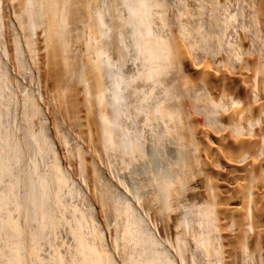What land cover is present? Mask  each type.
<instances>
[{
	"label": "bare ground",
	"instance_id": "bare-ground-1",
	"mask_svg": "<svg viewBox=\"0 0 264 264\" xmlns=\"http://www.w3.org/2000/svg\"><path fill=\"white\" fill-rule=\"evenodd\" d=\"M0 264H264V0H0Z\"/></svg>",
	"mask_w": 264,
	"mask_h": 264
},
{
	"label": "rangeland",
	"instance_id": "rangeland-1",
	"mask_svg": "<svg viewBox=\"0 0 264 264\" xmlns=\"http://www.w3.org/2000/svg\"><path fill=\"white\" fill-rule=\"evenodd\" d=\"M29 72H31V70L29 69V65L26 63V69L24 70V71H22V72H20V74H19V77H20V82H21V86H22V92H27V91H35L36 92V89H35V82L33 83V82H31L30 80H29ZM33 83V84H32ZM54 86H51L50 85V87L48 88L49 90L45 93V95L43 96V102L45 103V106H48L49 107V109L50 110H54L55 109V107L57 108L58 107V94H59V85H58V83H55V84H53ZM57 90V91H56ZM56 91V92H55ZM34 92V93H35ZM49 93L51 94V95H49ZM49 98V99H47L46 100V98ZM57 97V98H56ZM52 98H54V99H52ZM50 102H49V101ZM55 100V102L53 103V101ZM48 103H49V105H48ZM53 104V105H52ZM47 108V107H46ZM54 108V109H53ZM61 112V111H60ZM80 116H77V118L76 119H72V118H69V117H67V116H65L64 115V113L63 112H61L60 113V117L62 118V120H61V123L63 124L62 126H66V131H68L69 133H68V136L70 137H68L69 139H71V140H69L68 139V141H70L69 142V144H71V146H81V145H83V146H81L83 149H84V152H86V155H88V156H86L85 155V157L87 158V160L89 161V162H92L93 163V165L95 164V167L96 168H100V166H101V160H100V157H99V153H98V150L97 149H95V151L96 152H93L94 151V149H92L91 151L94 153L93 154V156H95V157H93L92 156V152L90 153V152H88L89 150H88V146L87 145H89V144H87L89 141V139L87 140V138H89V137H87V133H88V127H85L86 126V120L84 119L85 118V116H84V114H82V113H80L79 114ZM78 126V127H77ZM64 127H62V129H65ZM75 127V128H74ZM78 128V129H77ZM82 128V129H81ZM85 132H87V133H85ZM76 133V134H75ZM71 134V135H70ZM75 134V135H74ZM88 135H89V133H88ZM91 135V134H90ZM89 135V136H90ZM82 137H84V138H82ZM91 137V136H90ZM75 138H77V139H75ZM74 139V140H73ZM86 140V141H85ZM87 142V143H86ZM77 143V144H76ZM80 143V144H79ZM83 143V144H82ZM87 145H86V144ZM74 144V145H73ZM88 150V151H87ZM89 153H90V156H89ZM97 154V155H96ZM93 159H92V158ZM97 157V158H96ZM117 157V156H116ZM116 157L114 156L113 157V159H112V157H111V159H110V164H109V166L111 167V168H109V166H108V169H109V171H111L110 172V177H112V178H115L116 180H118L119 181V179H121V178H119V177H121V176H126L127 177V175H124L123 174V172H124V170H126L127 172H129V170H131V166H125V165H123V164H120L121 162H120V159L117 157V159H116ZM94 158H96V159H94ZM99 158V159H98ZM117 161H116V160ZM96 160V161H95ZM119 160V161H118ZM113 162V163H112ZM119 164H118V163ZM112 163V164H111ZM117 163V164H116ZM117 165V166H116ZM123 165V166H122ZM119 166V167H118ZM121 166V167H120ZM127 167V168H126ZM117 168V169H116ZM121 168V169H120ZM123 168H126V169H124L123 170ZM128 168H130V169H128ZM111 169V170H110ZM113 169V170H112ZM128 169V170H127ZM69 171H71L70 172V174H71V177L73 178V180L75 181V184L78 182V184H76V186L78 185V187L80 186V188H81V192H82V195L88 200H90V198H91V193H92V190L91 189H89V190H86V187H85V185L83 184V180H84V177H83V175H84V171L83 170H81L80 171V173H79V170H78V167H76V168H74V169H68ZM121 170V171H120ZM73 171V172H72ZM114 171H115V173H114ZM117 171V172H116ZM120 171V173H118ZM123 171V172H122ZM75 172V173H74ZM127 172H124L125 174L127 173ZM73 173V174H72ZM115 174H116V176H115ZM117 174L119 175V176H117ZM82 175V176H81ZM81 176V177H80ZM132 177L134 176L135 177V174L134 175H131ZM76 178V179H75ZM78 178V179H77ZM82 179V180H81ZM79 180V181H78ZM82 182V183H81ZM84 185V186H83ZM83 186V187H82ZM85 187V188H84ZM91 191V192H90ZM90 194V195H89ZM89 196V197H88ZM75 204H82V205H84L85 204V200H83V198L81 197V198H79L78 200L76 199V198H73V200H72ZM98 215L96 214V217H97ZM158 219V218H157ZM160 220V219H159ZM157 221L156 220V223H160V221ZM96 221L98 222V218H96ZM153 222V221H152ZM154 224V223H153ZM107 228V227H106ZM61 231V232H60ZM59 233V235H58V233ZM57 232H56V235H57V237H55V240L53 241V247L54 246H56L57 248H58V250H60V251H64V250H68V249H70L69 247L71 246V244H72V241H71V239H70V237L67 235V237H66V232H65V230L63 231L62 229H59V230H57ZM64 235V236H63ZM61 237V238H60ZM61 243H63V244H61ZM67 248V249H66ZM48 249V250H47ZM51 249V248H50ZM49 249V247H46L45 246V248H44V246L42 247V252H44V253H42L41 252V254L43 255H46L47 253H49L51 250ZM50 250V251H49Z\"/></svg>",
	"mask_w": 264,
	"mask_h": 264
}]
</instances>
